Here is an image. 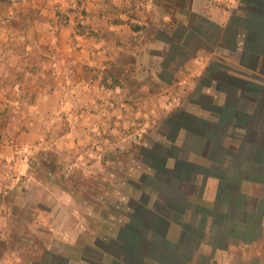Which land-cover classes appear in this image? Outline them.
<instances>
[{
	"label": "rangeland",
	"instance_id": "rangeland-1",
	"mask_svg": "<svg viewBox=\"0 0 264 264\" xmlns=\"http://www.w3.org/2000/svg\"><path fill=\"white\" fill-rule=\"evenodd\" d=\"M191 1L61 0L63 8L44 17L36 11L40 0H0V264L82 261L79 255L84 249L89 257L86 245L94 241L90 235L106 225L93 212L121 208L107 201L140 196L137 185L144 187L142 173L148 166L144 151L166 139L167 117L183 108L180 86L171 104L174 97L153 77L154 95L123 92L120 78L137 91L149 81L146 48L135 55L131 51L146 37V43L153 39L167 12L193 23L187 53L206 45L198 36L199 25L207 27L206 18L189 9ZM29 2L35 10L25 17L21 13ZM125 17L136 34H116L118 42L116 36L107 38L102 23ZM153 18L159 21L155 28L149 26ZM36 24L52 37L67 27L65 35L71 38V61L46 65L48 77L36 76L43 66L35 57L43 54V35L31 29ZM164 28L172 35L169 26ZM184 31L181 26L174 38L185 36ZM95 43L105 46L95 48ZM45 49L49 55L56 50ZM136 57L139 62H133Z\"/></svg>",
	"mask_w": 264,
	"mask_h": 264
},
{
	"label": "crops",
	"instance_id": "crops-1",
	"mask_svg": "<svg viewBox=\"0 0 264 264\" xmlns=\"http://www.w3.org/2000/svg\"><path fill=\"white\" fill-rule=\"evenodd\" d=\"M40 2L36 11L44 17L63 8L61 0ZM32 6L29 2L21 15L31 17ZM189 9L206 18L207 27H198L206 45L187 53L193 23L167 12L160 25L169 26L172 35L156 29L159 21L153 18V39L146 43V37L136 51L129 49L134 55L141 47L157 52L148 56L145 50L143 57L150 62L145 72L166 87L174 97L171 104L179 84L183 108L167 117L166 139L144 151L148 166L142 173L144 187L137 185L140 196L107 201L121 208L93 212L106 225L90 235L89 257L83 249L82 261L74 264H264V0H192ZM126 21L103 22L107 38L136 34ZM181 26L185 36L175 39ZM43 28L31 27L43 35V54L35 56L43 64L38 77L50 76L46 65L61 67L72 59L68 28L61 27L56 37ZM47 47L59 53L49 55ZM120 80L117 88L123 92L155 93L150 78L140 91Z\"/></svg>",
	"mask_w": 264,
	"mask_h": 264
}]
</instances>
